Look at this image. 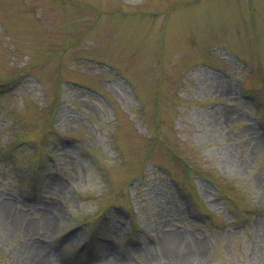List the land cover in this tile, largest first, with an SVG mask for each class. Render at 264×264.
I'll list each match as a JSON object with an SVG mask.
<instances>
[{
	"label": "rangeland",
	"instance_id": "rangeland-1",
	"mask_svg": "<svg viewBox=\"0 0 264 264\" xmlns=\"http://www.w3.org/2000/svg\"><path fill=\"white\" fill-rule=\"evenodd\" d=\"M0 82V264H264V0H0Z\"/></svg>",
	"mask_w": 264,
	"mask_h": 264
},
{
	"label": "trees",
	"instance_id": "trees-1",
	"mask_svg": "<svg viewBox=\"0 0 264 264\" xmlns=\"http://www.w3.org/2000/svg\"><path fill=\"white\" fill-rule=\"evenodd\" d=\"M195 204L197 205L198 209H200L199 211L203 212L205 210L198 200L195 202Z\"/></svg>",
	"mask_w": 264,
	"mask_h": 264
},
{
	"label": "bare ground",
	"instance_id": "bare-ground-1",
	"mask_svg": "<svg viewBox=\"0 0 264 264\" xmlns=\"http://www.w3.org/2000/svg\"><path fill=\"white\" fill-rule=\"evenodd\" d=\"M173 237V236H172ZM201 257H202V260L204 261V259L206 258V256H205V252H204V254H203V252L201 253Z\"/></svg>",
	"mask_w": 264,
	"mask_h": 264
}]
</instances>
